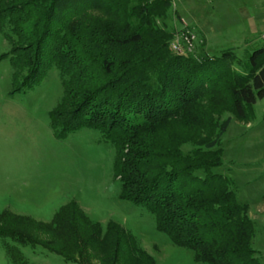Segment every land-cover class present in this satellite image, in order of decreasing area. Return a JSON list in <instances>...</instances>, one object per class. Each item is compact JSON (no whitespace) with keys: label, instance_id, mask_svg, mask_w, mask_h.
<instances>
[{"label":"trees","instance_id":"trees-1","mask_svg":"<svg viewBox=\"0 0 264 264\" xmlns=\"http://www.w3.org/2000/svg\"><path fill=\"white\" fill-rule=\"evenodd\" d=\"M169 5L0 0V29L19 44L5 55L20 72L12 93L32 90L56 68L64 97L49 114L55 138L82 129L99 132L115 151L120 200L149 212L156 230L192 251L197 262L260 264L251 248L254 223L247 204L238 203L229 180L212 169L222 165L218 141L230 122L218 128L214 117L231 110L237 121L247 122L252 106L264 98V49L251 55L245 74L233 71L229 53H174L173 33L156 23ZM93 12L98 19L90 21ZM184 120L191 132L177 138L168 128ZM163 130L167 139L156 137ZM186 142L202 148L185 155L180 148ZM35 228L56 241L32 245L64 261L89 264L102 253L101 264H154L124 230L113 223L101 230L74 204ZM2 232L0 237L27 244L26 237ZM1 246L13 264H26L15 247Z\"/></svg>","mask_w":264,"mask_h":264},{"label":"rangeland","instance_id":"rangeland-1","mask_svg":"<svg viewBox=\"0 0 264 264\" xmlns=\"http://www.w3.org/2000/svg\"><path fill=\"white\" fill-rule=\"evenodd\" d=\"M137 1L132 0V4ZM95 19L97 12L89 15L90 21ZM194 22L206 34L207 47ZM156 23L173 33L170 46L180 30L194 33V56L199 52L208 56L229 53V65L236 73L245 74L251 55L264 49V0H170L165 17ZM9 37L5 27L0 29V232L26 237L27 244L21 246L0 237V264H13L1 246L4 242L15 247L26 264H77L30 242L56 241L35 226L49 224L71 204L103 231L108 223L124 230L134 239L138 251L151 257L154 264H205L197 262L192 251L173 245L159 233L149 212L120 200L119 177L113 168L115 151L99 132L82 129L64 139L54 137L49 114L64 97L56 68H51L32 90L12 93L20 72L5 55L19 44L15 38L8 40ZM214 118L218 128L225 119L230 122L218 141L222 165L212 172L229 180L238 203L255 207L264 195L260 171V158L264 159V98L251 108L247 121L254 118L255 128L251 130L245 126L247 122L237 121L231 110ZM190 124L184 120L168 129L177 138L183 137L187 129L191 132ZM166 131L155 135L167 139ZM217 131L209 134L208 141L215 138ZM198 148L202 147L186 142L180 149L186 155ZM202 174L198 172L199 176ZM253 223L251 248L259 263L264 264L260 221ZM101 257L99 253V259L90 260L89 264H101Z\"/></svg>","mask_w":264,"mask_h":264},{"label":"crops","instance_id":"crops-1","mask_svg":"<svg viewBox=\"0 0 264 264\" xmlns=\"http://www.w3.org/2000/svg\"><path fill=\"white\" fill-rule=\"evenodd\" d=\"M194 25L196 26V28L198 29V31H199V33L202 35V36H204V40H205V42H206V47L208 46V39H207V37H206V34L202 31V29H201V27L198 25V24H196L195 22H194ZM255 121H254V118H253V120L252 121H250V122H247L246 124H245V126L248 128V129H253V128H255V123H254ZM260 161L262 162V166H261V169H260V171H261V174H262V176H263V178H264V159L262 158H260ZM262 193H264V192H262ZM263 195V194H262ZM248 206V213H249V217H250V219L252 220V221H254L255 223L259 220L260 221V227H261V231H260V240H261V242H264V195H263V198L262 199H260V202H258L257 204H256V206L255 207H250L249 205H247Z\"/></svg>","mask_w":264,"mask_h":264},{"label":"built area","instance_id":"built-area-1","mask_svg":"<svg viewBox=\"0 0 264 264\" xmlns=\"http://www.w3.org/2000/svg\"><path fill=\"white\" fill-rule=\"evenodd\" d=\"M194 40V33L185 29L180 30L174 35L173 41H171V50L178 54H191L193 53L192 42Z\"/></svg>","mask_w":264,"mask_h":264}]
</instances>
